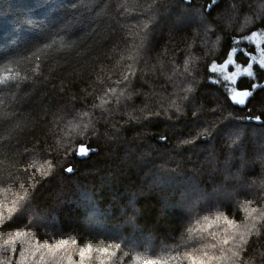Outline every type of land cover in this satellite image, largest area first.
I'll list each match as a JSON object with an SVG mask.
<instances>
[{
  "label": "trees",
  "instance_id": "1",
  "mask_svg": "<svg viewBox=\"0 0 264 264\" xmlns=\"http://www.w3.org/2000/svg\"><path fill=\"white\" fill-rule=\"evenodd\" d=\"M0 264H264V0H0Z\"/></svg>",
  "mask_w": 264,
  "mask_h": 264
},
{
  "label": "rangeland",
  "instance_id": "2",
  "mask_svg": "<svg viewBox=\"0 0 264 264\" xmlns=\"http://www.w3.org/2000/svg\"><path fill=\"white\" fill-rule=\"evenodd\" d=\"M260 42L261 41L259 37L257 36L256 43H260ZM235 54H236L235 52L232 53L229 59L227 60V62L225 63V65L222 66V68H219L218 71H215L214 69H212V71L215 72L216 76L219 78H223V76H228L229 80L233 83V87L231 88V94H232L231 96L233 100L239 104L244 99H246L248 94L246 92L237 90V87H235V84H237L243 72H246V74H249V75L251 72H249V70H246V69H239L238 67L235 66L233 62ZM233 66H235V68Z\"/></svg>",
  "mask_w": 264,
  "mask_h": 264
},
{
  "label": "water",
  "instance_id": "3",
  "mask_svg": "<svg viewBox=\"0 0 264 264\" xmlns=\"http://www.w3.org/2000/svg\"><path fill=\"white\" fill-rule=\"evenodd\" d=\"M250 98H246V99H244L242 102H240V104H245V103H247L248 102V100H249ZM237 103V102H236Z\"/></svg>",
  "mask_w": 264,
  "mask_h": 264
},
{
  "label": "flooded vegetation",
  "instance_id": "4",
  "mask_svg": "<svg viewBox=\"0 0 264 264\" xmlns=\"http://www.w3.org/2000/svg\"><path fill=\"white\" fill-rule=\"evenodd\" d=\"M247 98V97H246Z\"/></svg>",
  "mask_w": 264,
  "mask_h": 264
}]
</instances>
